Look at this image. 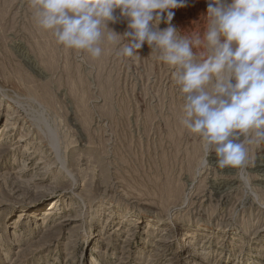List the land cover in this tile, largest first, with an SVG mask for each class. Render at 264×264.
<instances>
[{
	"label": "rangeland",
	"instance_id": "1",
	"mask_svg": "<svg viewBox=\"0 0 264 264\" xmlns=\"http://www.w3.org/2000/svg\"><path fill=\"white\" fill-rule=\"evenodd\" d=\"M206 9L172 23L202 33ZM120 42L67 49L30 0H0V264H264V143L214 166L172 69Z\"/></svg>",
	"mask_w": 264,
	"mask_h": 264
},
{
	"label": "clouds",
	"instance_id": "2",
	"mask_svg": "<svg viewBox=\"0 0 264 264\" xmlns=\"http://www.w3.org/2000/svg\"><path fill=\"white\" fill-rule=\"evenodd\" d=\"M30 3L36 23L67 49L99 58L104 41L120 37L118 55L131 58L147 44L172 69L182 127L202 140L219 167L244 166L245 144L264 143V0H206V27L194 34L172 23L185 0ZM116 10L127 22L123 34L109 27L118 22Z\"/></svg>",
	"mask_w": 264,
	"mask_h": 264
},
{
	"label": "bare ground",
	"instance_id": "3",
	"mask_svg": "<svg viewBox=\"0 0 264 264\" xmlns=\"http://www.w3.org/2000/svg\"><path fill=\"white\" fill-rule=\"evenodd\" d=\"M52 137V136H51ZM214 166H216V167H219L218 165H217V163L216 164H214ZM261 167H264V163L263 164H261L260 165ZM220 169H222L221 167H219ZM230 168H232V167H224L223 169L225 170V169H230ZM56 208V206L55 207H53L51 210H53V209H55ZM190 234V233H189ZM191 235V234H190ZM189 235V236H190Z\"/></svg>",
	"mask_w": 264,
	"mask_h": 264
}]
</instances>
